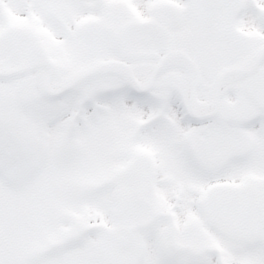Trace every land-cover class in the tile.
Returning <instances> with one entry per match:
<instances>
[{"label": "snow or ice", "instance_id": "6c2138e0", "mask_svg": "<svg viewBox=\"0 0 264 264\" xmlns=\"http://www.w3.org/2000/svg\"><path fill=\"white\" fill-rule=\"evenodd\" d=\"M0 264H264V0H0Z\"/></svg>", "mask_w": 264, "mask_h": 264}]
</instances>
